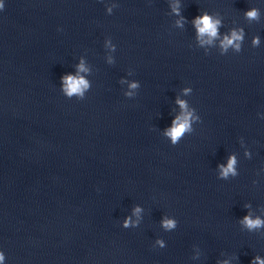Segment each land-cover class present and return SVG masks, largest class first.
I'll return each mask as SVG.
<instances>
[{
	"label": "clouds",
	"instance_id": "1",
	"mask_svg": "<svg viewBox=\"0 0 264 264\" xmlns=\"http://www.w3.org/2000/svg\"><path fill=\"white\" fill-rule=\"evenodd\" d=\"M2 7L3 6L0 5V8ZM247 16L250 19H255L257 18L258 13L255 9H253L247 13ZM194 23H195V26L197 27L200 37H203L205 35L208 36L209 39L207 42L210 43L211 40L217 36V29L220 23L218 20H213L210 16L204 15L202 17L197 18ZM240 39H241V35L234 31L232 32L231 37L226 36L224 38V40L222 41V47L226 49L228 46L233 45L234 41H238ZM255 42H258V41H254V43ZM235 46L239 47L238 45H235ZM80 70L81 71L85 70L83 68V65L80 66ZM64 82H65V91L69 95L73 93H80L82 87L87 86L86 81L83 78H76L72 76L65 77ZM132 87H135V85H132ZM178 103H180L182 108L185 107L183 101H178ZM189 115L190 114H186L183 117H177L176 121H174V127L168 132V134L172 136L174 142L176 139L181 137V135L186 130H188ZM234 162H235L234 159L230 160L228 167L223 170V173H222L223 175L226 176L229 172L232 171V164ZM244 223L248 226L249 229H252V228L260 227L262 224H264V221H261L259 218L253 220L249 217H245ZM168 224L170 225L171 222H168ZM0 259H3V257L0 256ZM260 264H264V262H260Z\"/></svg>",
	"mask_w": 264,
	"mask_h": 264
}]
</instances>
